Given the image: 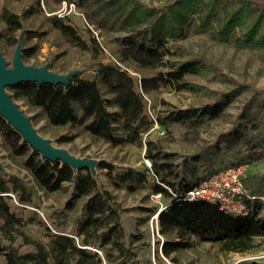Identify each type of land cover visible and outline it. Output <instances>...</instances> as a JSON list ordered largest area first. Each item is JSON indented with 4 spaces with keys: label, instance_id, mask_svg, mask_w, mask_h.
<instances>
[{
    "label": "trees",
    "instance_id": "trees-1",
    "mask_svg": "<svg viewBox=\"0 0 264 264\" xmlns=\"http://www.w3.org/2000/svg\"><path fill=\"white\" fill-rule=\"evenodd\" d=\"M63 1L0 0V47L16 48L21 39L22 58L28 61L40 49L30 43L52 37L57 59L75 51L89 54L92 74L78 71L68 83L24 80L7 89L14 100L36 111L35 120L68 128L57 136L59 143L85 136L93 144L145 146L151 167L120 170L106 159L96 165L107 169L115 189L134 193L150 188L167 202L163 207L141 206L146 215L138 216L129 232L123 215L128 208L100 183L90 165L75 167L44 157L0 114L2 144L34 181L30 185L0 166V264H206L184 258L206 239V252L213 259L253 251L257 239H264V173L247 167L242 175L246 214L203 198L188 199L187 192L216 170L264 158V84L229 76L206 54H194L176 40L191 32L207 33L246 66L264 64V0H151L157 3L150 5L141 0H66L84 8L93 28L80 27L70 14L46 13L44 3L55 11ZM108 34L119 57L142 72L140 80L116 61L102 59L100 36ZM215 73L229 82L227 89L214 90L196 80ZM170 87L190 93L193 103L161 110L157 119L165 132L153 136L144 92L158 95ZM236 101L241 106L234 113L229 108ZM229 121L227 128L212 131L214 123ZM177 128L185 130L177 136ZM178 146L194 153L183 156ZM43 195L62 204L47 206L52 208L51 222L38 212ZM70 212L76 213L72 223ZM156 213L159 235L152 242L139 224ZM238 264H264V259Z\"/></svg>",
    "mask_w": 264,
    "mask_h": 264
},
{
    "label": "rangeland",
    "instance_id": "rangeland-1",
    "mask_svg": "<svg viewBox=\"0 0 264 264\" xmlns=\"http://www.w3.org/2000/svg\"><path fill=\"white\" fill-rule=\"evenodd\" d=\"M66 1V0H65ZM63 1L61 7L55 11H52L48 6L44 3V8L47 14L57 13L58 15H67L70 14L71 18L82 28H86V26H90L91 28L95 27L94 24L90 23L85 15V10L83 7H79L78 4L72 6L69 5L67 7L66 2ZM78 1V0H77ZM82 1V0H80ZM147 4H156L151 0H141ZM41 15L39 17V22L42 19ZM96 33L100 32V29L95 30ZM111 33L110 35H112ZM121 32H114V35H119ZM110 35H102L100 39L104 44V53L102 54L103 60H114L119 63L123 68L127 69L130 73H132L138 80H140L139 75L142 72L135 70L132 63L123 61L119 54L116 52V44L114 42H109ZM178 43L185 45L189 50H191L194 54H206L210 59L217 62L221 68V71L229 76H232L239 80L252 79L255 80L257 85L264 84V64L259 62H254L251 66H246L245 60L240 59V57L235 56L232 58V50L230 47L223 46V43L220 41H216L212 39L207 33L196 34L191 32L186 37H179L176 40ZM172 42V39L168 42L169 44ZM38 43L40 49L38 53L33 56L30 60L25 61L29 65L41 66L45 64L54 63L55 67L51 70L59 72L61 74H66L70 71L79 70L82 72L84 76H89L92 74L93 70V60L89 57V54H80L78 51L71 52L65 57L60 59L56 58V54L59 51L57 43L53 40L52 37L47 39H42L41 41L34 39L31 44ZM5 57L7 60L12 61L14 56L15 48H2ZM247 68V72H244V68ZM245 73L248 74L245 76ZM197 81L201 83L207 84L210 88L214 90H225L229 87V82L222 78L221 75L215 73V75H208L206 77L197 78ZM141 91V86H138ZM144 98L147 101V111L151 115L154 113L156 116L159 112L167 107H186L193 103V96L187 92H180L173 87L165 89L160 94H149L144 92ZM19 105L24 109L25 113L29 115L32 119L34 126L37 130L45 137L51 139L54 145L63 147L68 150L72 155L80 157V158H89L93 160L95 163L99 159H106L108 161L113 162L118 169H123L127 166H134L137 168H148V158L145 157V146L140 147L137 145H126V146H118L113 147L109 143L100 142L93 144L91 142L90 137L79 136L74 142L70 143H59L57 140V136L62 132H67L68 128L64 126H53L47 124L45 119L35 120L32 118L35 115L34 110H30L28 105L24 104L23 100H16ZM165 102V103H164ZM241 102L236 101L229 110L231 112H237L240 109ZM149 107L151 109V113L149 111ZM230 124L229 122L225 123H214V128L212 131L220 130L223 128H227ZM185 128H177L176 135L179 136ZM209 130V132H212ZM208 131H204L205 134L209 135ZM212 134V133H211ZM152 135H157V132L152 131ZM180 154L186 156L188 154H192L191 150L189 151L187 148L183 146H178L176 149ZM183 156L179 158V161H182ZM0 161L2 169L5 173H16L25 178L29 182L30 185L34 184L32 177L28 174V172L20 167L18 163L10 157L9 150L2 144V139L0 137ZM246 165V169L248 167L249 170L253 172L264 173V158L253 163L252 165ZM203 171V168H200ZM95 171L97 172L100 183L110 188L117 195L118 199L122 202L123 207L128 208L124 211V224L126 225L128 231H132L135 227L137 217L142 216L145 217L146 213L140 210L141 206H151V205H159L163 207L167 200L162 197L160 194L150 193V188H146L141 192L129 193L125 189H115L111 184L107 177V169L99 168L95 164ZM189 179L193 178V175L190 171H188ZM153 180V178H151ZM42 193V192H40ZM149 194L148 199H144L145 196ZM264 195V194H263ZM43 202L42 206L37 207L38 212H40L41 216L48 220V215L52 212L51 207H47L49 205H54L59 207V201L51 198L42 196ZM63 200V199H62ZM34 208V207H33ZM76 213H69V223L73 222ZM50 221V220H48ZM51 222V221H50ZM69 225V224H68ZM139 227L149 235H151L152 242L158 233V227L156 218L153 215L149 222L140 223ZM208 244V240H203L198 244L197 248L194 250H190L187 255L184 256L185 260L195 259L199 261H204L206 264H238L243 261L248 260H257L261 261L264 259V239L258 238L256 241V245L253 251L248 253H239V252H231V253H223L220 254L215 259L211 258L209 254L206 252V245Z\"/></svg>",
    "mask_w": 264,
    "mask_h": 264
},
{
    "label": "water",
    "instance_id": "water-1",
    "mask_svg": "<svg viewBox=\"0 0 264 264\" xmlns=\"http://www.w3.org/2000/svg\"><path fill=\"white\" fill-rule=\"evenodd\" d=\"M22 49V40L19 39L14 51L13 66H9V60L6 59L0 48V114L19 130L24 140L40 151L44 157L60 159L75 167L88 164L95 170L96 163L93 160L74 156L65 148L54 145L50 138L43 136L34 126L31 117L12 98L10 91L7 89L8 85L24 80L68 83L70 76L79 70L61 74L51 70L48 64L41 66L29 65L22 58ZM156 215L157 227H159V213H156Z\"/></svg>",
    "mask_w": 264,
    "mask_h": 264
},
{
    "label": "built area",
    "instance_id": "built-area-1",
    "mask_svg": "<svg viewBox=\"0 0 264 264\" xmlns=\"http://www.w3.org/2000/svg\"><path fill=\"white\" fill-rule=\"evenodd\" d=\"M66 4L68 7L69 4L67 2ZM70 4L75 6V3ZM149 111L151 113L150 107ZM150 116L154 121L151 130L158 134H163L165 129L160 126L157 116L154 113H151ZM148 166L151 167L150 160L148 161ZM245 170V164L216 170L200 184L189 189L187 198L191 200L203 198L218 204L221 209L226 211L246 214L248 206L244 197L247 195V191L242 179ZM254 197L256 196L254 195ZM260 197L264 199V195H260Z\"/></svg>",
    "mask_w": 264,
    "mask_h": 264
},
{
    "label": "bare ground",
    "instance_id": "bare-ground-1",
    "mask_svg": "<svg viewBox=\"0 0 264 264\" xmlns=\"http://www.w3.org/2000/svg\"><path fill=\"white\" fill-rule=\"evenodd\" d=\"M157 215H155V218H156Z\"/></svg>",
    "mask_w": 264,
    "mask_h": 264
}]
</instances>
